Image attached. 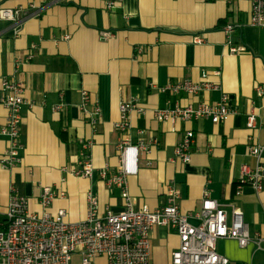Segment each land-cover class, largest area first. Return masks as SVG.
<instances>
[{"label":"crops","instance_id":"0c3cea01","mask_svg":"<svg viewBox=\"0 0 264 264\" xmlns=\"http://www.w3.org/2000/svg\"><path fill=\"white\" fill-rule=\"evenodd\" d=\"M109 4L113 8L108 9ZM17 8L22 9L17 23L0 19V128L8 116L1 104L2 79L24 84L28 104L22 111L23 162L11 170L0 164V227L6 221L12 186L36 213H41L39 199L45 187L63 190L66 197L56 199L50 212L64 210L68 223L86 220L89 193L98 197L100 216L105 209L123 211L121 190L110 188L100 174L104 169L109 176L117 172L118 146L128 138L147 148L140 152L138 174L128 180L136 209L163 207L166 185L174 182L182 193V213L199 210L207 191L226 206L230 220L233 206L251 234L264 231V191L245 187L236 195L241 167L255 166L250 147L264 145V98L255 95V87L264 86V28L251 25L247 0H0L2 10ZM231 25V42L247 47L244 54L230 53L224 29ZM102 33L112 35L103 39ZM29 54L33 59H26ZM203 72L220 91L178 96L162 92L171 82H200ZM86 91L91 104L83 112ZM222 93L240 112L219 124L160 122L155 116L177 104L214 103ZM125 101L137 105L130 112L127 134L115 127ZM60 104L62 110L55 112ZM96 107L100 112L93 125ZM252 107L258 110L257 130L247 128ZM188 131L195 133V145L191 162L182 164L176 148ZM86 142H92L90 179L72 175L80 168ZM8 146V139L0 135V162ZM151 244L150 264H172L180 241L173 229L158 225ZM215 246L229 264H264V249L254 244L242 248L226 239ZM72 264H82L81 255L75 254ZM93 264L108 261L98 257Z\"/></svg>","mask_w":264,"mask_h":264},{"label":"built area","instance_id":"2783aa9c","mask_svg":"<svg viewBox=\"0 0 264 264\" xmlns=\"http://www.w3.org/2000/svg\"><path fill=\"white\" fill-rule=\"evenodd\" d=\"M251 6V25L264 28V0H247ZM113 8V4L107 6ZM22 12L17 9H0V19L17 23ZM235 26L224 29L227 35V46L234 56L247 52L245 46H235L231 42V35ZM19 34V31L16 32ZM112 34L102 33L101 38H110ZM68 40L70 37H63ZM197 42L202 39L196 38ZM33 48H36L33 46ZM141 52V49H138ZM33 59L32 54L26 57ZM20 61H18L19 63ZM17 64V63H16ZM219 75V72H215ZM209 73L203 72L200 82L184 80L171 82L162 89L171 95H198L201 92H218L219 84L208 80ZM1 104L8 112L7 122L0 128V135L8 139V149L0 164L2 169L11 170L21 165L24 150L22 142L23 107L28 104L25 100V86L13 79L1 80ZM257 98H264V86L255 87ZM91 104L89 93L83 92L81 109L86 112ZM63 105L54 107L60 112ZM137 110L134 101H125L120 105V121L115 125L122 133H128L131 128L130 112ZM258 110L252 107L247 115V128L257 130ZM96 107L92 124L96 125L95 115L99 114ZM230 97L222 93L220 99L214 103L200 102L181 106L174 109L157 111L158 121L188 122L191 120H209L214 124L227 121L239 113ZM195 145V133L188 131L177 145L176 156L182 164L191 162L192 149ZM92 142H86L81 147L80 168L73 170L76 177L92 178L94 168L91 163L90 150ZM141 142L134 145L126 138L118 146L119 166L117 172L109 176L104 169L100 176L107 185L121 190L124 209L113 213L105 209L103 216L99 214V200L94 193L88 194V215L86 220L79 223H68L66 212L59 210L50 212L54 201L64 199L63 190L45 187L39 199L41 213L32 212L29 200L12 186L8 204L6 221L0 227V264H72L75 254L82 257V264H93L98 257H105L108 264H150L152 257L151 235L158 227L173 229L179 237L180 245L172 253V264H229V259L221 255L215 246L217 241L231 239L245 248L250 244L264 249V231L250 233L249 226L240 212L233 208L232 219H229L225 205L211 199L209 192L203 195L199 210L193 214L182 213L178 201L181 192L174 182L166 185L167 202L155 211L148 208L138 210L129 193L128 180L139 172L141 150H146ZM250 155L255 159V166L241 167V174L236 187V195H241L245 187L252 188L256 193L264 191V145H252ZM197 221L194 224L192 221Z\"/></svg>","mask_w":264,"mask_h":264}]
</instances>
